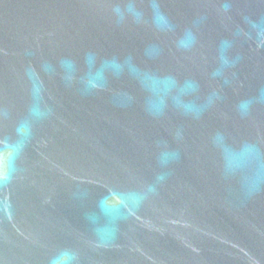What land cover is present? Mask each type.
<instances>
[{"label": "water", "instance_id": "95a60500", "mask_svg": "<svg viewBox=\"0 0 264 264\" xmlns=\"http://www.w3.org/2000/svg\"><path fill=\"white\" fill-rule=\"evenodd\" d=\"M0 264H264V0H0Z\"/></svg>", "mask_w": 264, "mask_h": 264}]
</instances>
